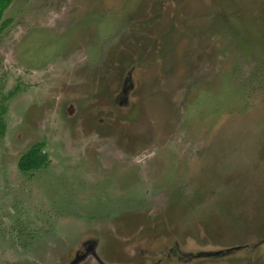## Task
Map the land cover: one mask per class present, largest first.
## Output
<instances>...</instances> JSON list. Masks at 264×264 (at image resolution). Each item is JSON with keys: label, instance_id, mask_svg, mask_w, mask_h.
Here are the masks:
<instances>
[{"label": "rangeland", "instance_id": "1", "mask_svg": "<svg viewBox=\"0 0 264 264\" xmlns=\"http://www.w3.org/2000/svg\"><path fill=\"white\" fill-rule=\"evenodd\" d=\"M7 20L0 264H264V0H15Z\"/></svg>", "mask_w": 264, "mask_h": 264}, {"label": "trees", "instance_id": "2", "mask_svg": "<svg viewBox=\"0 0 264 264\" xmlns=\"http://www.w3.org/2000/svg\"><path fill=\"white\" fill-rule=\"evenodd\" d=\"M15 0H0V31H4L11 25V21H3L5 13L9 10ZM6 106L0 109V138L5 137L7 133V125L5 120ZM46 143L40 142L34 144L22 156L19 162V169L23 173H30L41 170L49 164V156L44 153Z\"/></svg>", "mask_w": 264, "mask_h": 264}]
</instances>
